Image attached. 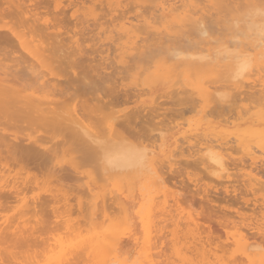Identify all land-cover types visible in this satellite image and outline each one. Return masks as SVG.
<instances>
[{
    "label": "rangeland",
    "instance_id": "rangeland-1",
    "mask_svg": "<svg viewBox=\"0 0 264 264\" xmlns=\"http://www.w3.org/2000/svg\"><path fill=\"white\" fill-rule=\"evenodd\" d=\"M181 3L0 0V78L18 79L26 92L46 98L26 105L0 98V264H60L62 256L66 264H143L153 243L154 264H264V57L248 49L250 77L258 75L246 81L234 75L233 58L219 55L233 45V18L264 8V0H184L195 13L179 31L184 14L159 9ZM120 17L135 21L136 32H124ZM200 17L215 39L205 48L194 24ZM199 46L207 49L200 56ZM188 49L208 61L188 70L181 54L168 57ZM84 128L93 147L121 138L140 145L148 152L144 167L103 171ZM209 152L221 155L226 170ZM16 194L21 201L11 198ZM98 242L112 249L104 255Z\"/></svg>",
    "mask_w": 264,
    "mask_h": 264
},
{
    "label": "bare ground",
    "instance_id": "bare-ground-1",
    "mask_svg": "<svg viewBox=\"0 0 264 264\" xmlns=\"http://www.w3.org/2000/svg\"><path fill=\"white\" fill-rule=\"evenodd\" d=\"M183 1L184 0H179V2L182 4H180L181 6H179V7H173V6H171L170 4H168V6L167 7H161V9H159V10H161V13H163L165 10L166 11H170V12H176V11H179V12H181L182 14H184L183 15V17H182V19L181 20H179L178 22V24L176 23V26H177V28L179 29V31L180 30H185L184 28H185V22L186 21H189V19L190 18H186V17H191L192 19H193V17L192 16H190L191 14H194L195 13V11L193 10L194 8H192V9H188L189 7L185 4V3H183ZM209 4H210V2H209ZM212 4V3H211ZM93 7H94V5H93ZM210 7L212 8V7H214L213 5H210ZM210 8V9H211ZM168 9V10H167ZM117 10V9H116ZM203 10H204V8H203ZM207 10H209L208 9V7H207ZM96 11V10H95ZM114 11V10H113ZM210 11V10H209ZM117 12V11H116ZM169 12V13H170ZM194 12V13H193ZM198 12V11H197ZM165 13H167V12H165ZM208 13V12H207ZM164 14V13H163ZM185 14H188L187 16L185 15ZM156 15V14H155ZM166 15V14H165ZM196 15V14H195ZM123 16V15H122ZM138 17V16H137ZM164 17V16H163ZM149 18V17H148ZM157 18V17H156ZM236 20H234V18H233V25H232V28H231V26L229 27V28H231L230 29V32H232L233 33V35H231V37H232V40H230V41H232L233 43V45H231L230 43H228L227 45H228V47H224L225 46V44H224V46H223V49L221 50V51H223L224 49V54L223 53H220L219 52V55L222 57V59H225L226 57L224 56V55H226L227 56V58L226 59H231V60H233L234 59V61L236 62V64H234V61H232L233 62V64L235 65L234 67H236L235 69H234V71H236V73L234 74L235 76H237L238 78H242L241 80H243V78L246 76L247 77V75L249 76V77H247V78H250L251 79V77L253 76L254 77V75H256V74H254V75H252L251 77H250V75H251V69H250V67H251V63H252V61H251V59H250V55L247 53V51H248V49L249 50H251L250 49V47L251 48H255V50L254 51H256V49L258 50V49H260L261 50V52H257L256 54H258V56L260 57H264V8H260V7H251L248 11H247V13L246 14H244L243 16H242V18H241V16H239V17H237L236 16ZM120 19H121V17H120ZM119 19V20H120ZM133 19V18H132ZM135 19V18H134ZM162 19V18H161ZM166 19V18H165ZM203 19H205V18H203ZM203 19H201V17L199 18V19H196V20H194V24L196 25V28H197V37H199V38H197L198 39V41L199 42H201L202 43V45L200 44V46H202V47H206L207 45H209V46H211V44H212V42H213V40H214V42H215V39H214V37H213V35H212V33L210 32L211 31V29H210V31H209V28L206 26V24H205V22H203V21H205V20H203ZM115 20V19H114ZM121 20H123L122 21V29L124 30V32H126L128 35H131V33H130V31H131V29L132 28H134V30H137V28H136V26H134V22L135 21H132V20H130L129 18H123V19H121ZM137 21H139L138 19H136ZM155 21V20H154ZM153 21V22H154ZM160 21H162V20H160ZM168 21H170V20H168ZM232 21V20H231ZM113 22H115V21H113ZM118 21L116 20V23H117ZM121 22V21H120ZM165 23V22H164ZM102 25V24H101ZM113 25V24H112ZM117 25V24H116ZM188 25V24H187ZM118 27V26H117ZM121 28V27H120ZM136 28V29H135ZM187 28V27H186ZM228 28V29H229ZM48 30V29H47ZM218 30H221V28H219ZM120 31V30H119ZM179 31H178V33H179ZM225 31V30H224ZM122 32V31H121ZM131 32H136V31H131ZM184 32V31H183ZM182 31H181V34L183 33ZM226 32V31H225ZM178 33H177V35H178ZM227 33H229V31H227ZM127 34H125V35H127ZM231 34V33H230ZM120 35V34H119ZM179 35H180V33H179ZM228 35V34H227ZM17 36V35H16ZM133 36H135V35H133ZM136 36L138 37V35H137V33H136ZM135 36V38L137 39V37ZM176 36V35H175ZM121 37V36H120ZM120 37H118V38H120ZM129 37V36H128ZM168 37H169V35H168ZM227 37H229V35L227 36ZM124 38V37H123ZM131 38V37H130ZM132 38H134V37H132ZM122 39V38H121ZM230 39V38H229ZM229 39H227L228 40V42H229ZM242 39H244L245 41H247L248 42V48H247V46H246V44H243V46H241L240 45V43H243L242 41ZM120 40V39H119ZM135 41V40H134ZM36 42V41H35ZM213 42V43H214ZM246 42V43H247ZM30 43V42H29ZM131 43V42H130ZM133 43H134V45H136V43L135 42H132V44L131 45H133ZM227 43V42H226ZM129 44V43H128ZM199 45V44H198ZM214 45V44H213ZM212 45V46H213ZM226 45V46H227ZM229 45H231L232 47H230ZM244 45H245V48H244ZM37 46V45H36ZM199 46V47H200ZM221 46V47H222ZM139 47V46H138ZM198 47V48H199ZM204 47V48H205ZM36 48H38V46L36 47ZM44 48V47H43ZM133 48H135V47H133ZM140 48V47H139ZM139 48H137V49H139ZM142 48V47H141ZM47 49V48H46ZM182 49H184V48H182ZM187 49V48H186ZM201 49H203V48H201L200 47V49H198L197 51H200V53L198 52V54H199V56L200 55H202L201 53L204 51V50H207V49H203V50H201ZM32 50L34 51L35 49H33V47H32ZM131 50V49H130ZM135 51H134V53H136V49H134ZM191 50H195V49H191ZM259 50V51H260ZM38 51H40L39 49H38ZM47 51H49V50H47ZM52 50H50V52H51ZM182 51V50H181ZM196 51V50H195ZM202 51V52H201ZM210 50H208V52H209ZM253 51V50H252ZM42 52H45L43 49H42ZM49 52V53H50ZM184 53H179V50L177 51V50H171V52H168L169 54L171 53L172 54V56L173 57H175V54L176 55H180L181 54V56L183 57V58H185V66L183 65L184 64V62H182L181 64H182V66H184L186 69H188V70H192V69H195V67H198L199 65H200V62L198 63V61L199 60H203V59H205V58H203V56H201V57H199V56H196L195 55V52L194 51H190V49H188V51H183ZM186 52V53H185ZM188 52H192L191 54L190 53H188ZM194 52V53H193ZM133 53V54H134ZM143 53V52H142ZM167 53V54H168ZM178 53V54H177ZM40 54V53H39ZM39 54H37L38 56H40ZM50 54H52V53H50ZM49 54V55H50ZM171 54L170 55H168V57L169 56H171ZM194 54V55H193ZM223 54V55H222ZM44 54H42V58H45L46 56H48L49 57V55H46V56H43ZM136 55V54H135ZM135 55H133V56H135ZM126 56V55H125ZM131 56V55H130ZM129 56V57H130ZM132 56V57H133ZM231 57V58H228V57ZM131 57V58H132ZM138 57V56H137ZM177 57V56H176ZM181 57V58H182ZM199 57V58H198ZM208 57V56H207ZM206 57V58H207ZM224 57V58H223ZM47 58V57H46ZM128 58V57H127ZM135 58V57H134ZM209 58V57H208ZM233 58V59H232ZM129 59V61H132V60H130V58H128ZM168 59V58H167ZM166 59V60H167ZM259 59V58H258ZM43 60V59H42ZM123 61V60H122ZM181 61H183V59H181ZM206 61H208V59H206L205 60V62ZM204 62V60L201 62V63H203ZM205 62L203 63V65L205 64ZM175 65H176V63L177 62H173ZM181 64H180V67H181ZM207 64V63H206ZM177 65L179 66V64L177 63ZM170 66V65H169ZM168 66V67H169ZM202 66V65H201ZM173 67H174V69H175V66L173 65L172 66V68L170 67V69L172 70L173 69ZM203 67H206V66H203ZM178 67H176V69H177ZM1 69V68H0ZM170 69H169V71H170ZM173 69V70H174ZM175 69V70H176ZM197 69H199V67L197 68ZM174 70V71H175ZM173 71V72H174ZM187 71V70H186ZM194 71V70H193ZM257 73H258V71H256ZM1 73V72H0ZM253 73V72H252ZM260 73V72H259ZM2 74H3V76L4 77H6V74L7 73H5V72H2ZM168 74V73H167ZM173 74V73H172ZM176 74V73H175ZM1 75V74H0ZM170 75V74H169ZM174 75V74H173ZM258 75V74H257ZM256 75V76H257ZM170 76H172V75H170ZM263 76V75H262ZM261 76V77H262ZM234 77V76H233ZM237 77H236V79H237ZM252 77V78H253ZM260 77V78H261ZM247 78L245 79L246 81H251V80H247ZM12 79V78H11ZM235 79V78H234ZM255 79V78H254ZM259 79V78H258ZM258 79H255L256 81L258 80ZM14 80V82H16L15 84L13 83V82H11V80H7V79H2V78H0V98L2 97H11V96H14L16 99H19V100H21L20 101V103L19 104H21L22 102H23V104L24 105H26L25 103H24V100H27V101H25V102H28L29 101V103L30 102H33V103H35V104H37V103H40V100H42V102L44 101L45 102V100H46V98H44L45 100H43V99H39L38 97H36V96H33V94H31V92H30V94L28 93V92H26V88H25V84L23 83V82H21V81H19L18 79L16 80L15 78L13 79ZM252 81H254V80H252ZM13 83V84H12ZM251 84H253V87H258V85L256 84V85H254V82H250ZM256 83V82H255ZM259 83H260V81H259ZM13 85H15V86H13ZM203 85V84H202ZM261 85H262V83H261ZM238 86V85H237ZM242 86H244V83H242V81H241V85H240V79H239V89H244V87H242ZM246 86H248L247 84H246ZM263 87H264V85H262ZM16 87V88H15ZM242 87V88H241ZM261 87V86H260ZM18 88V89H17ZM31 88V87H30ZM237 88V87H236ZM250 88V87H249ZM248 88V89H249ZM259 88V87H258ZM20 89V90H19ZM26 89V90H25ZM253 89V88H252ZM238 90V89H237ZM250 90V89H249ZM254 90V89H253ZM261 90H262V88H261ZM33 91H35V90H33ZM239 91V90H238ZM244 91V90H243ZM208 92V91H207ZM242 92V91H241ZM172 92H170L169 94H171ZM244 93V92H243ZM38 94V93H37ZM46 94V93H45ZM239 94H241V93H239ZM162 95H163V93H162ZM162 95H160V96H162ZM167 95V94H166ZM209 95V94H208ZM208 95H207V97H208ZM159 96V97H160ZM14 97H12V98H14ZM158 97V98H159ZM164 97H165V95H164ZM163 97V98H164ZM206 97V98H207ZM162 98V97H161ZM16 99H14V100H16ZM39 99V100H38ZM47 100H48V98H47ZM207 101H208V98H207ZM50 102V101H49ZM51 103V105H52V102H50ZM50 103H48L47 102V105H48V107H50L51 105H50ZM32 105V104H31ZM31 105H29V106H31ZM34 105V104H33ZM32 105V106H33ZM44 105H46V103L44 104ZM36 106V105H35ZM34 106V107H35ZM38 106V105H37ZM40 107V106H39ZM39 107L37 108V109H39ZM35 108V109H36ZM207 116V115H206ZM222 122H223V120H222ZM79 127V129L81 128L80 126H78ZM72 129H74V128H72ZM79 129H76V130H79ZM85 129V128H84ZM84 129H81V131L82 132H80L81 133V135H83V134H86V135H84L83 137H85V139L86 138H88L87 136H89V138H91V135L89 134V132H88V130H84ZM70 131H72V130H70ZM80 131V130H79ZM87 131V132H86ZM75 132V131H74ZM71 133V132H70ZM76 133V132H75ZM74 133V134H75ZM79 133V132H78ZM83 133V134H82ZM89 135H88V134ZM72 135V134H71ZM77 136V135H76ZM72 137V136H71ZM79 137V139L81 138L80 136H78ZM77 138V137H76ZM115 139H117L118 140V138H116V137H114ZM73 139V138H72ZM75 139V138H74ZM83 139V141H84V138H82ZM98 139V138H97ZM81 140V139H80ZM89 140V139H88ZM87 139L85 140V141H87L88 143H89V141H88ZM95 140V139H94ZM74 141V140H73ZM83 141H81V144H83L82 142ZM80 141H78V143H79ZM91 142H92V140H91ZM98 143H94V144H97V145H95V147H93L94 145H92V144H90V146H89V144H87L88 145V147L91 149V150H89V152L91 153H88V151L87 152H85V153H87L88 155L90 154L91 155V159L92 160H96V162H94V163H96L99 167H100V165H101V167L103 168V171L105 170H110V172H111V170H113L112 172H114V170H118V171H120V172H123V171H129V170H137L138 171V169H142L143 167H144V163H145V160H146V157H147V154H148V152H147V154H146V152L144 151V150H142V149H140L141 147H139L138 145H135L134 146V144H130V142H127V141H125L124 139L122 140V138L120 139V141L118 140V141H114V140H104V141H97ZM76 143H77V140H76ZM204 143V142H203ZM205 143H207V142H205ZM211 143V142H210ZM84 145V144H83ZM225 145V144H224ZM142 146V145H141ZM152 146V145H151ZM208 146V145H207ZM87 147V146H86ZM91 147H93V149L91 148ZM142 148H146V147H142ZM178 149V148H177ZM204 149H207V147L206 148H204ZM211 149H213V148H211ZM93 150V151H92ZM224 149L222 148V151H223ZM92 151V152H91ZM214 151V150H213ZM226 151L224 150V153H225ZM88 155H86V156H88ZM89 155V156H90ZM209 160L211 161V162H213L214 163V165H216L217 167H218V169L219 168H221V169H225V167H226V165L225 164H227V162H225V164H224V159L222 160V157H221V155H216L215 153H210L209 152ZM224 155V154H223ZM226 156H228V155H226ZM177 157V156H176ZM89 158V157H88ZM94 158V159H93ZM89 160H90V158H89ZM91 160V161H92ZM172 161H174V160H172ZM169 162H170V160H169ZM177 162V161H176ZM100 165H99V164ZM155 163V162H154ZM172 163H175V161L174 162H172ZM229 164V163H228ZM174 165V164H173ZM230 165V164H229ZM256 165V164H255ZM147 166V165H146ZM225 166V167H224ZM228 167V166H227ZM253 168H251V170H252ZM226 170V169H225ZM227 170H228V168H227ZM230 170H232V169H230ZM254 170H256V168L254 169ZM107 172V171H106ZM141 172V171H140ZM139 172V173H140ZM225 172V171H224ZM229 172V171H228ZM252 172V171H251ZM255 172V171H254ZM219 173V172H218ZM223 173V172H222ZM258 173V172H257ZM220 174V173H219ZM228 175V174H227ZM230 175V174H229ZM228 175V176H229ZM213 176H215V174L213 175ZM2 177V176H1ZM216 177H217V175H216ZM221 177V176H220ZM3 178V177H2ZM254 178V177H253ZM1 179V178H0ZM251 180H253V179H251ZM11 181V180H10ZM13 181V180H12ZM253 181H255V180H253ZM257 184H259V182L257 183ZM8 185V184H7ZM13 185V184H12ZM17 185H18V183H17ZM16 185V186H17ZM20 185H18V187H19ZM6 187V186H5ZM12 187H14V188H16L15 186H12ZM0 188H2V187H0ZM7 188V187H6ZM14 188H11L12 190H14ZM2 190V189H1ZM12 192V191H11ZM11 192H9V193H11ZM16 192H18V190L16 191ZM15 192V193H16ZM22 192V191H21ZM19 193V192H18ZM11 195V194H10ZM12 196V195H11ZM14 197V196H13ZM11 197L14 201H16V199H17V197H18V194H16V197ZM18 200H20V198L18 199ZM17 200V201H18ZM28 200V199H27ZM16 201V202H17ZM21 201V200H20ZM36 201V200H35ZM264 201V200H263ZM29 202V201H28ZM14 203V202H13ZM27 203V202H26ZM24 205V204H23ZM22 205V206H23ZM28 206V205H27ZM30 206V205H29ZM31 210V209H30ZM150 210H151V208L147 211V213H146V215H149V213H150ZM32 211V210H31ZM34 211V210H33ZM22 212V211H21ZM28 213L30 212V211H27ZM35 212V211H34ZM23 213H24V211H23ZM23 213H21V216L20 217H22L23 216ZM30 213H33V212H30ZM20 214V213H19ZM145 214V213H144ZM29 215V214H28ZM25 216H26V213H25ZM24 216V217H25ZM19 217V218H20ZM143 217V216H142ZM27 219V218H26ZM26 219L24 220V221H26ZM143 221V220H142ZM3 222H4V220H3ZM9 223H11L10 221H8ZM7 222V223H8ZM27 222H28V219H27ZM26 222V223H27ZM34 222V221H33ZM195 222V221H194ZM6 223V224H7ZM13 223H14V221H13ZM18 223V222H17ZM6 224L4 225V226H6ZM15 224V223H14ZM13 224V225H14ZM25 224V223H24ZM27 224H30V221H29V223H27ZM8 225H11V226H13L12 225V223L11 224H8ZM31 225H32V223H31ZM21 226V225H20ZM34 226V225H33ZM145 226V228L147 227V225H144ZM3 227V226H2ZM18 227V226H17ZM259 227V226H258ZM258 227H256V228H258ZM12 228V227H11ZM19 228V227H18ZM28 228V227H27ZM31 228H32V226H31ZM147 228H149V227H147ZM261 228V227H260ZM3 230H1V236H2V231H3V233H4V230L6 229V227L5 228H2ZM22 229V228H21ZM32 229H34V228H32ZM144 229V228H143ZM263 229H264V227H263ZM18 230H20V229H18ZM16 231V233H18L19 231ZM24 230V229H23ZM22 230V231H23ZM30 230V229H29ZM29 230H28V232H29ZM146 230V229H145ZM6 231H8V229L6 230ZM32 231V230H31ZM34 231V230H33ZM135 231V230H134ZM141 231V230H140ZM25 232V231H24ZM130 232V231H129ZM142 232V231H141ZM145 232V231H144ZM15 233V232H14ZM13 233V234H14ZM15 233V235H17ZM127 233V232H126ZM133 233V232H132ZM146 233V232H145ZM151 232H149L148 231V234L147 235H149ZM18 234H22V233H18ZM4 235V234H3ZM14 235V236H15ZM29 235V234H28ZM28 235H25L26 237L28 236ZM125 235V234H124ZM127 235H129V234H127ZM143 236L144 238L145 237H147L146 239H147V242H145L144 240H146V239H144V238H142V236H141V238L142 239H144L143 241L145 242V243H149V245L152 243L151 242V240H149V239H151L152 238V240H153V237H152V235H150V236ZM13 236V235H12ZM11 236V237H12ZM23 235H21V237H22ZM32 236H33V234H32ZM17 237V236H16ZM19 237V236H18ZM17 237V238H18ZM30 238H31V235L29 236ZM112 237H115L114 235L112 236ZM127 237V236H126ZM133 237V236H132ZM97 239H98V237H96ZM243 238H245L244 236H243ZM243 238H241V239H243ZM1 239V238H0ZM3 239V238H2ZM12 239L13 240H15V238H11V241H12ZM20 238H18V240H16L18 243H19V240ZM23 239V238H22ZM21 239V240H22ZM116 239V238H115ZM114 239V240H115ZM129 239V238H128ZM241 239H239V240H241ZM246 239V238H245ZM244 239V241H243V243L244 242H246V240ZM25 240H30V239H27V238H25ZM25 240H24V242H25ZM93 240H95V238L94 239H92V240H90L91 242L93 241ZM131 240V239H130ZM195 240V239H194ZM197 240V239H196ZM84 241V240H83ZM13 242V241H12ZM15 242V241H14ZM27 242V241H26ZM138 242V241H137ZM1 243H3V242H1ZM21 243V242H20ZM99 244H100V242H98ZM145 243H143L142 244V246L144 247V246H146L145 245ZM191 243H193V242H191ZM248 243V242H247ZM17 244V243H16ZM80 244L81 245H83V243L82 242H80V243H77V245H79L80 246ZM85 244V243H84ZM110 244V243H109ZM137 244V243H136ZM135 244V245H136ZM153 244H155V243H153ZM153 244H152V246H153ZM18 245V244H17ZM26 245H28V246H30L29 244H25L24 246H26ZM50 245V244H49ZM52 245V244H51ZM76 245V246H77ZM87 245V244H86ZM98 245V244H97ZM100 245H102V247L101 248H103V249H101V252H103V253H105L104 255H106V253L110 250V249H112V248H109L107 245V247L109 248V250H108V248H106V246H105V244H100ZM118 245V244H117ZM123 245H124V243H122L121 245H120V247L118 248V249H116V251H118V254L119 255H121V254H123ZM149 245H148V248H147V246L145 247V250L148 252V249H149ZM156 245V244H155ZM198 245V244H197ZM19 246H21V245H19ZM48 246V245H47ZM76 246H74V247H76ZM85 246V245H84ZM83 246V247H84ZM92 246V245H91ZM110 246V245H109ZM151 246V245H150ZM151 246V248H150V250H149V254H147V255H145V257H144V259L145 260H148L147 262H150V263H148V264H154V261L151 259V258H153L154 259V257H158L159 255V253H157V255H156V253H153V254H155L156 256H154L153 254H151L152 252H153V249H154V247H157V246H153L152 247ZM200 246V245H199ZM243 246V245H242ZM254 245H248L247 247H246V249H248V248H255V246L253 247ZM15 247H16V245H15ZM27 247V246H26ZM25 247V248H26ZM46 247V246H45ZM44 247V248H45ZM51 247V246H50ZM65 247V246H64ZM95 247V246H94ZM111 247V246H110ZM112 247H113V245H112ZM256 247H257V245H256ZM22 248V247H21ZM25 248H23V249H25ZM28 248V247H27ZM56 248V247H55ZM82 248V247H81ZM85 248V247H84ZM83 248V249H84ZM93 248V247H92ZM132 248V247H131ZM31 249V248H30ZM66 249V248H65ZM86 249V248H85ZM97 248H95V250H96ZM158 248H156L155 250H157ZM192 249V248H191ZM61 250V249H60ZM79 251H80V249H78ZM88 250V249H87ZM106 250H107V252H106ZM131 250V249H130ZM204 250V249H203ZM248 250H251V249H248ZM248 250H246L247 252H248ZM62 251V250H61ZM69 251V250H68ZM73 251V250H72ZM71 251V252H72ZM79 251H78V253H79ZM105 251V252H104ZM193 251V250H192ZM44 252H45V249H44ZM48 252H49V250H48ZM47 252V253H48ZM70 252V255L72 254ZM74 252V251H73ZM81 252H83V251H81ZM87 252V251H86ZM97 252H99V251H97ZM110 252V251H109ZM130 252V251H129ZM159 252V251H158ZM43 253V252H42ZM46 253V254H47ZM76 253V252H75ZM59 254V253H58ZM67 254H69V252L67 253V251H66V253L64 254V255H67ZM124 254H125V252H124ZM15 255V254H14ZM54 255H55V252H54ZM70 255H68V256H70ZM134 255V254H133ZM151 255V256H150ZM154 257H153V256ZM251 255V254H250ZM53 257V256H52ZM51 257V258H52ZM62 257H65L64 259L62 258ZM61 258H60V262L62 261V263H65L66 264V262H63V261H65V260H67V257L66 256H62ZM72 257H73V255H72ZM107 256H105V258H106ZM127 257V256H126ZM131 257V256H130ZM16 258V257H15ZM70 258V257H69ZM124 258V257H123ZM143 258V257H142ZM70 259H72V258H70ZM144 259H142V262H143V264H144V262H145V260ZM107 259H105V263H103V264H128V263H126V261H120L119 259H115V260H107ZM128 260V259H127ZM129 260H130V258H129ZM151 260H152V262H151ZM235 260V259H234ZM39 262V261H38ZM41 262V261H40ZM98 262H99V260H98ZM129 262V261H128ZM62 263H60V264H62ZM146 263V262H145ZM184 263V262H183ZM49 264H51V263H49ZM52 264H54V262H52ZM147 264V263H146ZM188 264V263H187Z\"/></svg>",
    "mask_w": 264,
    "mask_h": 264
}]
</instances>
